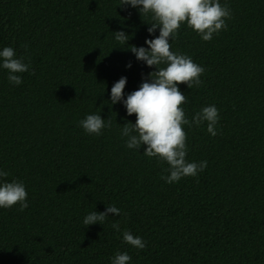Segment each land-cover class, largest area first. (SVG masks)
Returning a JSON list of instances; mask_svg holds the SVG:
<instances>
[{"label":"trees","instance_id":"trees-1","mask_svg":"<svg viewBox=\"0 0 264 264\" xmlns=\"http://www.w3.org/2000/svg\"><path fill=\"white\" fill-rule=\"evenodd\" d=\"M119 3L0 0V50L30 63L19 86L0 67V170L25 184L29 205L0 208V264H111L117 252L129 264H264V0H220L227 30L204 41L182 25L170 41L205 69L199 87L179 85L187 118L210 105L220 117L216 136L207 122L184 126L188 161L207 167L172 184L167 163L126 146L120 131L135 114L109 107L121 77L126 98L156 70L128 46L147 48L159 29L150 35L151 16ZM99 113L111 127L86 133L79 122ZM107 205L121 214L85 227Z\"/></svg>","mask_w":264,"mask_h":264},{"label":"clouds","instance_id":"clouds-1","mask_svg":"<svg viewBox=\"0 0 264 264\" xmlns=\"http://www.w3.org/2000/svg\"><path fill=\"white\" fill-rule=\"evenodd\" d=\"M130 5L138 8L141 17L151 16V26L148 33L154 34L159 29V35L153 39H146L145 47L129 45L128 50L135 54L138 61H143L155 71L150 72L149 79L142 82L139 88L132 91L125 98L124 89L127 78L121 77L111 88L110 104L122 102L128 116L135 114L136 121L123 124L120 131L126 137L129 149L140 151L149 158H156L167 163V176L162 175L166 183L179 182L184 177H196L207 167V161H188L187 132L184 126H191L207 122V131L216 136V125L219 122V110L215 105L205 106L189 121L183 105L187 96L179 85L184 84L189 89L199 87L203 81L201 76L205 69L194 62L191 56L172 50L170 41L174 40L182 27L196 32L202 40L210 41L214 34L227 30V20L232 18L231 9L220 0H120L117 6ZM115 39L126 45L130 36L123 31L114 32ZM27 49V45H22ZM0 67L7 70L8 81L19 86L23 83L21 74L29 72L30 63L25 57L17 56L13 47L6 46L0 50ZM127 67H131L129 63ZM30 74L34 75V72ZM99 114H89L79 122V126L88 134L101 135L105 127H111V122L105 123ZM9 173L0 170V208H11L19 205L24 211L28 192L25 184L20 180L8 182L5 178ZM109 213L119 216L121 210L115 205H107L106 211H92L83 220L85 227L100 223L103 225ZM116 232H120L118 222L112 224ZM123 241L137 249L146 246L143 238L134 236L129 231L123 232ZM132 257L127 253L117 252L111 264H129Z\"/></svg>","mask_w":264,"mask_h":264}]
</instances>
